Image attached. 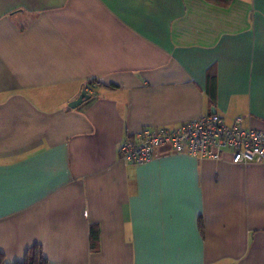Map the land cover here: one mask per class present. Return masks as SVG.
<instances>
[{"label": "crops", "instance_id": "obj_1", "mask_svg": "<svg viewBox=\"0 0 264 264\" xmlns=\"http://www.w3.org/2000/svg\"><path fill=\"white\" fill-rule=\"evenodd\" d=\"M210 113L264 130V0H0V252L264 264L260 163L120 158L141 128Z\"/></svg>", "mask_w": 264, "mask_h": 264}, {"label": "built area", "instance_id": "obj_2", "mask_svg": "<svg viewBox=\"0 0 264 264\" xmlns=\"http://www.w3.org/2000/svg\"><path fill=\"white\" fill-rule=\"evenodd\" d=\"M238 116L227 124L218 113H210L177 126L141 128L119 147L122 160L149 162L170 153H184L219 160L231 152L234 163L258 162L264 168V130L246 128Z\"/></svg>", "mask_w": 264, "mask_h": 264}, {"label": "trees", "instance_id": "obj_3", "mask_svg": "<svg viewBox=\"0 0 264 264\" xmlns=\"http://www.w3.org/2000/svg\"><path fill=\"white\" fill-rule=\"evenodd\" d=\"M210 1H214L221 5H227L231 0H210ZM208 88L211 97H215L216 78L211 74L209 75L208 78ZM90 239H91V243H90L91 249L98 250L100 243V231L98 228H95L94 226L91 228ZM0 264H48V260L44 256L41 246L34 245L27 250L23 261L8 263L6 260V255L0 252Z\"/></svg>", "mask_w": 264, "mask_h": 264}, {"label": "water", "instance_id": "obj_4", "mask_svg": "<svg viewBox=\"0 0 264 264\" xmlns=\"http://www.w3.org/2000/svg\"><path fill=\"white\" fill-rule=\"evenodd\" d=\"M88 97H90V95L86 93V90H83L76 100L70 102L69 106L71 108H76L80 104H82Z\"/></svg>", "mask_w": 264, "mask_h": 264}, {"label": "rangeland", "instance_id": "obj_5", "mask_svg": "<svg viewBox=\"0 0 264 264\" xmlns=\"http://www.w3.org/2000/svg\"><path fill=\"white\" fill-rule=\"evenodd\" d=\"M8 262V261H7ZM8 263H10V262H8Z\"/></svg>", "mask_w": 264, "mask_h": 264}]
</instances>
